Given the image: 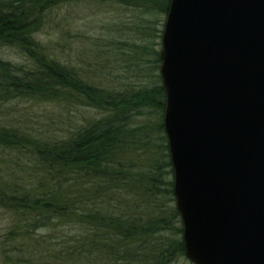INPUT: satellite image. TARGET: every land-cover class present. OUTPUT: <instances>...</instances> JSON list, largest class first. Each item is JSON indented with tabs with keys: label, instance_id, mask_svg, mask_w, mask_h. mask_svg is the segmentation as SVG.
Masks as SVG:
<instances>
[{
	"label": "trees",
	"instance_id": "1",
	"mask_svg": "<svg viewBox=\"0 0 264 264\" xmlns=\"http://www.w3.org/2000/svg\"><path fill=\"white\" fill-rule=\"evenodd\" d=\"M83 1L130 5L150 16L140 17L131 41L113 38L105 45L113 55L106 47L101 51L103 46L95 52L112 58L118 54L129 63L125 69L131 63L141 78L148 70H159L156 46L161 47L170 0L0 2V49L16 48L26 61V66L16 65L0 57V115L9 113L13 101L56 102L67 95L82 96L106 112L103 119L59 140H31L15 128L0 126V151H32L33 171L28 176L35 181L28 188L14 180L0 181V207L13 218L4 244L32 240L38 259L31 264H172L186 257L162 125L160 75L151 71L149 85H134L130 91L100 88L51 57L49 48L34 37L48 8ZM139 117L144 120L134 123ZM59 226L77 232L55 235Z\"/></svg>",
	"mask_w": 264,
	"mask_h": 264
},
{
	"label": "water",
	"instance_id": "2",
	"mask_svg": "<svg viewBox=\"0 0 264 264\" xmlns=\"http://www.w3.org/2000/svg\"><path fill=\"white\" fill-rule=\"evenodd\" d=\"M162 125L192 264H264V0H170Z\"/></svg>",
	"mask_w": 264,
	"mask_h": 264
},
{
	"label": "rangeland",
	"instance_id": "3",
	"mask_svg": "<svg viewBox=\"0 0 264 264\" xmlns=\"http://www.w3.org/2000/svg\"><path fill=\"white\" fill-rule=\"evenodd\" d=\"M9 1L12 0H0L3 3ZM141 16L145 19L150 18L148 15H142L136 7L116 2L62 3L44 12L43 22L34 37L49 48L51 57L73 68L84 81L100 88L111 86L114 92H125L130 91L134 85H149L153 80L152 75H149L151 71L154 75L159 74V70L147 69L148 73H145L147 76L142 78L137 76L131 63L130 69H125L129 63L124 62V58L121 60L118 54L112 58L115 51L111 48L110 51L105 46L113 38L122 42L131 41L135 37L136 29L140 28ZM154 19L159 20V16ZM153 42H156V39ZM98 47L101 51L104 49V52L106 47L112 55L98 56L100 54L95 52ZM156 48L160 50L159 46ZM0 57L12 64L26 66L25 58L16 48H1ZM66 97L68 98L56 102L13 101L9 103V113L5 116L0 115V126L15 128L31 140L51 141L65 138L82 127L103 119L106 115L103 108H95L82 96L67 95ZM143 120V117H139L134 123L138 124ZM151 122L156 121L153 118ZM32 158V151L29 149L22 153L0 151V181L14 180L24 188L35 185L34 178L28 176L33 171ZM12 219V214L0 207V264L10 263L9 259L12 260L11 264H27L26 259L31 264L38 257L32 247V240L28 243L24 239H17L6 246L4 244ZM76 232L74 228L59 226L54 233L55 235H73ZM40 233L46 232L36 231L35 235ZM16 247L20 249L19 252L13 251ZM15 256L23 257L24 260L20 258L16 260ZM43 261L45 262L46 259ZM172 264L192 263L181 257Z\"/></svg>",
	"mask_w": 264,
	"mask_h": 264
}]
</instances>
